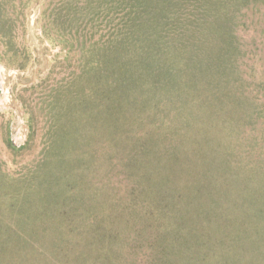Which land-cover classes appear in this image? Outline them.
<instances>
[{
    "label": "rangeland",
    "instance_id": "rangeland-1",
    "mask_svg": "<svg viewBox=\"0 0 264 264\" xmlns=\"http://www.w3.org/2000/svg\"><path fill=\"white\" fill-rule=\"evenodd\" d=\"M145 13L139 32L205 14V36L111 81ZM0 70V264H173L178 227L203 257L264 264V0H0Z\"/></svg>",
    "mask_w": 264,
    "mask_h": 264
},
{
    "label": "trees",
    "instance_id": "trees-1",
    "mask_svg": "<svg viewBox=\"0 0 264 264\" xmlns=\"http://www.w3.org/2000/svg\"><path fill=\"white\" fill-rule=\"evenodd\" d=\"M200 3V2H199ZM198 2H194V5L197 4L200 5ZM207 4H209L207 2ZM199 7V6H198ZM153 13H145L144 17H140L137 15H134L131 19V28L128 32H125L124 34L121 33V35H116L113 40L112 46L109 47L110 51V58H111V75L110 78L111 81H114L112 78L114 77V74L117 72H122L125 75H131V73H139V70H136L135 67L137 66V63L139 61V58L141 57V53L148 50L147 46H156L155 44H162V45H173L176 49L185 50L187 49V44L190 43V47L194 49L199 44H197L205 34L199 35V30H201V23L203 22V18L205 14H201V16L198 18L194 14L191 17H189L188 22H185V25L183 24L181 27L173 28V30L170 31H164L163 24L167 23V20L170 18L171 13H158L157 21L153 24V26L158 23L160 24V21H162V26L158 25V28L155 30L144 31L142 30H136V26L140 22H149L150 18H152ZM206 25L203 28L204 31L209 30L208 29V18H205ZM164 22V23H163ZM174 23L170 22L169 24ZM186 26L183 30L182 28ZM155 27V26H154ZM136 28V29H135ZM216 32V30L214 31ZM207 33V32H206ZM222 35V34H220ZM226 50H230V48L224 47ZM180 51V50H178ZM228 66V65H227ZM132 68H134L132 70ZM109 71V72H110ZM248 162V161H246ZM259 163H262L259 161ZM239 169L243 171V167L238 165ZM250 167V166H247ZM258 169L262 168V165H256ZM251 168H249L250 170ZM247 170V172H249ZM251 171V170H250ZM255 173H251L252 177L255 179ZM257 182H263L258 181ZM264 186V185H263ZM146 218H151L148 215L145 216ZM154 220V228L157 227L156 220ZM176 223H179L180 220H176ZM195 221H192V223ZM162 223V222H161ZM163 224V223H162ZM161 224V225H162ZM149 226V225H147ZM147 235H150V231L146 232ZM156 237V238H155ZM159 236H157V231H153V235L150 237H146V240H153L156 241ZM193 236L186 235L180 228L178 227L175 229V233L171 235L168 239L159 240V241H165L167 243V249L169 251V257H172L174 259L173 264H233V261L235 258L228 257V258H215L211 259L206 256H201L199 252L197 251V243L198 241H192L189 238ZM202 241H200V249L202 248L201 245ZM163 257L165 255L163 254ZM237 260V259H236Z\"/></svg>",
    "mask_w": 264,
    "mask_h": 264
},
{
    "label": "built area",
    "instance_id": "built-area-1",
    "mask_svg": "<svg viewBox=\"0 0 264 264\" xmlns=\"http://www.w3.org/2000/svg\"><path fill=\"white\" fill-rule=\"evenodd\" d=\"M0 78H1V70H0ZM5 93H6V89L0 79V96L4 95ZM11 130H12L10 136L11 144L15 146L24 144L26 140V135L24 131L21 129V127L12 126Z\"/></svg>",
    "mask_w": 264,
    "mask_h": 264
}]
</instances>
